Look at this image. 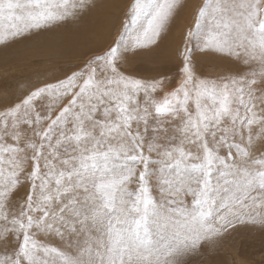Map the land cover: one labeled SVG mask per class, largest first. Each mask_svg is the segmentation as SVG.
I'll return each mask as SVG.
<instances>
[{
	"label": "snow or ice",
	"instance_id": "obj_1",
	"mask_svg": "<svg viewBox=\"0 0 264 264\" xmlns=\"http://www.w3.org/2000/svg\"><path fill=\"white\" fill-rule=\"evenodd\" d=\"M96 3L0 0V55ZM182 7L131 0L105 50L5 100L0 264H219L233 231L264 229V0H203L171 90L123 70ZM192 42L229 65L202 78Z\"/></svg>",
	"mask_w": 264,
	"mask_h": 264
},
{
	"label": "rangeland",
	"instance_id": "obj_2",
	"mask_svg": "<svg viewBox=\"0 0 264 264\" xmlns=\"http://www.w3.org/2000/svg\"><path fill=\"white\" fill-rule=\"evenodd\" d=\"M113 1L110 3L97 0L96 6L82 19L66 21L12 42L4 48L3 54L0 55V85L8 82L13 88L8 92L0 90V110L3 109L5 100L19 102L16 97L20 92L30 84L40 83L46 78L45 74H50L51 69L56 68L58 74L77 70L91 56L99 54L110 46L123 31V23L127 19L128 7L131 3V0ZM202 3L203 0H183L182 8L188 5L187 15L193 18ZM191 11L195 12L194 15H191ZM111 16H118L113 26L107 24V18ZM194 21L190 19L188 24L186 21L185 24L181 22L176 29H172L167 39L168 44L161 40L158 46L130 56L123 70L146 80L157 77L163 70L170 76L167 90L176 87L179 84L181 66L179 50L184 46V33L194 25ZM173 25L174 21L168 28H172ZM66 40L72 42L65 43ZM165 46H168L166 50ZM189 47L193 48L197 60V74L202 78H215L218 71L230 63L224 57L199 52L195 42L190 43ZM156 59L163 60L154 62ZM52 243L58 241L53 240ZM213 259L219 264H264V229L251 226L239 227L223 241L219 255Z\"/></svg>",
	"mask_w": 264,
	"mask_h": 264
},
{
	"label": "bare ground",
	"instance_id": "obj_3",
	"mask_svg": "<svg viewBox=\"0 0 264 264\" xmlns=\"http://www.w3.org/2000/svg\"><path fill=\"white\" fill-rule=\"evenodd\" d=\"M106 2H112L113 0H105ZM116 1V0H115ZM106 2H105V4H106ZM102 3V2H101ZM110 3H107V5L108 4H110ZM116 3V2H115ZM105 4H103V5H105ZM113 4H114V1H113ZM119 4H120V1H119ZM106 5V6H107ZM112 5V4H111ZM106 6H104V7H106ZM187 6L188 5H186L184 8H182V10H181V12H179L178 11V13L176 14V16H175V18L173 19V21H174V25H173V27L172 28H168L167 29V31L162 35V38H161V40L162 41H164L165 43H167V39L170 37V35H171V32H172V29H176L178 26H179V24L182 22L183 24H185L184 23V21H186L187 22V24H188V22L190 21V19L192 20V21H194L195 20V17H196V14L194 15V13L195 12H192L191 11V15H194V17L193 18H191V17H189L188 15H187V13L189 14V10H187ZM108 7V6H107ZM106 10V9H105ZM115 12H117V11H115ZM118 19V16H111V18H107V24H109L110 26L112 25H114V23L116 22V20ZM73 27V26H72ZM113 28V27H112ZM68 41H70V40H68ZM67 40L66 41H64L65 43L66 42H68ZM70 42H72V40L70 41ZM168 44V43H167ZM168 48V46H165V50ZM156 53V52H155ZM158 53V52H157ZM160 54V53H159ZM155 57V56H154ZM156 58V57H155ZM160 60H163V59H156V61H154V62H158V61H160Z\"/></svg>",
	"mask_w": 264,
	"mask_h": 264
}]
</instances>
